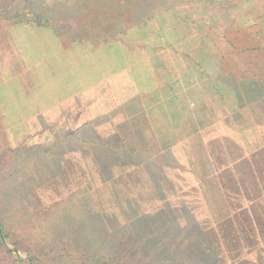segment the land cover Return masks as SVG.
I'll return each mask as SVG.
<instances>
[{
    "label": "rangeland",
    "instance_id": "rangeland-1",
    "mask_svg": "<svg viewBox=\"0 0 264 264\" xmlns=\"http://www.w3.org/2000/svg\"><path fill=\"white\" fill-rule=\"evenodd\" d=\"M134 1L0 0L4 244L34 264H264V202L244 204L251 229L229 225L206 177L264 127V0H138L144 27ZM30 8L64 32L14 22ZM207 215L225 250L209 251Z\"/></svg>",
    "mask_w": 264,
    "mask_h": 264
},
{
    "label": "trees",
    "instance_id": "trees-1",
    "mask_svg": "<svg viewBox=\"0 0 264 264\" xmlns=\"http://www.w3.org/2000/svg\"><path fill=\"white\" fill-rule=\"evenodd\" d=\"M135 3V9L132 11V13H130V18L131 21H133L134 23H140L142 27L146 26V20L148 19V13H151V9L153 7L151 6H143L142 3L140 1H134ZM31 0H27V4H30ZM61 3H64V0H61ZM66 5V4H64ZM67 6L72 7V5L68 4ZM75 7H79V11H81L82 7L80 4H78V6L76 5ZM71 9V8H70ZM55 10V9H53ZM56 12H46V11H39V10H34V9H28L25 10L23 12H18L17 14H15L13 16L14 18V22L17 23H23V22H32V23H36L37 26H47V27H51L53 30H57L59 32V30H62L64 32L65 28L60 27V24L58 23V18H56ZM58 13V12H57ZM17 19V20H16ZM52 21V22H51ZM51 22V23H50ZM121 24L120 25H116V28L113 30H105V33H110V37H108L107 35L105 37H103L104 39H109V38H116L117 35H121L122 34V30L120 32L119 29H122V21H119ZM135 28V27H134ZM136 28H138V26H136ZM125 35V34H124ZM82 38H93L87 34H83ZM124 39V37H123ZM228 59V58H226ZM231 62V59H228V63ZM233 62V60H232ZM223 76L222 72H220L219 77ZM256 83V82H255ZM256 94V95H255ZM255 94H251V92L248 93L249 97L251 99H261L263 97L262 93H255ZM236 95V94H235ZM251 95V96H250ZM238 95L235 96V98ZM241 98V97H240ZM261 109H263V113H264V107H262ZM262 113V112H261ZM257 128V129H256ZM256 133L255 136L252 134H248L247 135L244 133L243 135L246 136L247 138L249 137H253V139L250 141H246V145L249 149V154L244 155L243 157H241L239 160H235L233 161L235 164L232 165H227L221 161H218L216 157H214V169L215 172H213L212 170H208V172L206 173V177H208V179L210 178L212 181H217V179L221 180V188L222 189H227V191H224L227 193L226 195V202H224V206L229 207V209H231L228 213H224L221 216L225 219L226 223H228L230 225L231 222H234V220L236 218H241L242 223H244L246 225L247 228L251 229L250 226V217H251V209L246 207L245 208V203L247 202V200H249V204L257 202L255 207L257 205H259L260 203L264 202V127L261 128L259 130V128L256 125ZM249 136V137H248ZM251 154V155H250ZM241 168V169H250V178L248 181L249 185L248 186H244V182L241 181L239 178L240 176H235L234 174V170L236 168ZM238 185V186H236ZM225 186V187H224ZM233 186V187H232ZM235 186V187H234ZM232 187V188H231ZM251 207L253 208L254 205H251ZM214 213H218L217 210H213ZM214 216V215H213ZM212 215H207V217L205 220L203 219V222L208 224V231H205L206 235H209V237H211V241L213 242V247L208 246L209 251L210 250H215V248L218 250H225L223 244L218 243V240H221V238L219 237L220 235L223 236V229L221 228V226H217L212 218ZM224 219H222V227H224ZM264 222V221H263ZM234 224V223H233ZM253 230L254 231H258L257 226H255V224H252ZM259 232V231H258ZM202 234V233H201ZM204 233L202 235H205ZM205 235V236H206ZM4 243H8V245H18V241L16 239H12L10 238V235L6 232L3 223L0 220V249L6 248L4 254H8L9 253V257H5L3 259H0V263L5 264V262H8V264H30V262L28 260H21L17 257L13 256V253L10 249H8L6 247V245ZM194 243V242H193ZM195 245L197 244L196 242L194 243ZM199 244V243H198ZM197 244V245H198ZM203 243V247H204ZM207 249V251H208ZM8 252V253H7ZM31 259L33 261L36 262V256L33 254H30Z\"/></svg>",
    "mask_w": 264,
    "mask_h": 264
},
{
    "label": "crops",
    "instance_id": "crops-1",
    "mask_svg": "<svg viewBox=\"0 0 264 264\" xmlns=\"http://www.w3.org/2000/svg\"><path fill=\"white\" fill-rule=\"evenodd\" d=\"M28 45H29V44H28ZM175 99H176L177 101H179L180 97H179L178 93L176 94ZM176 109H177V108H176Z\"/></svg>",
    "mask_w": 264,
    "mask_h": 264
},
{
    "label": "water",
    "instance_id": "water-1",
    "mask_svg": "<svg viewBox=\"0 0 264 264\" xmlns=\"http://www.w3.org/2000/svg\"><path fill=\"white\" fill-rule=\"evenodd\" d=\"M27 258H28V260H29L30 264H34V263L32 262V260H31V258H30V257H27Z\"/></svg>",
    "mask_w": 264,
    "mask_h": 264
}]
</instances>
